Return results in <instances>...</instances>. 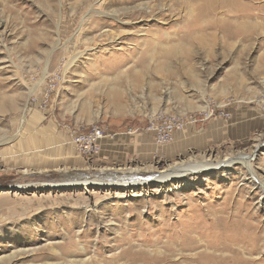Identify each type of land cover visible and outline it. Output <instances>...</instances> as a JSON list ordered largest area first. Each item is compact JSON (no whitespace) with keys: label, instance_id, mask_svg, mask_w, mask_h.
<instances>
[{"label":"rangeland","instance_id":"obj_1","mask_svg":"<svg viewBox=\"0 0 264 264\" xmlns=\"http://www.w3.org/2000/svg\"><path fill=\"white\" fill-rule=\"evenodd\" d=\"M202 1L0 0V264H149L125 255L153 257L148 254L153 245L138 244L132 229L133 212L144 204L148 212L140 219L154 232L149 240L158 242L167 235L157 230L162 213H170L174 223L192 210L187 221L205 226L210 212L223 211L226 218L244 216L264 227V197L241 165L254 155L252 170L264 177V22L257 21L249 39H227L219 27L212 41L207 34L199 44L182 36L190 3ZM237 2L264 12V0ZM57 74L62 81L48 92ZM207 113L212 114L200 121ZM46 114L70 125V139L75 131L103 127L108 134L98 141L99 151L102 140L118 133L109 127L148 134L155 155L105 164L96 158L99 151L83 155L72 144L80 155L76 166L56 164L40 174L12 169V147L18 152L40 147L30 124ZM157 114L197 122L158 145L150 119ZM181 133L188 139L177 148ZM192 138L203 141L193 145ZM225 158L234 160L230 168L187 177L178 190L153 183L136 193L47 188L93 179L150 181L167 168L208 160L215 165ZM15 184L30 188L16 190ZM189 251L169 254L168 262L158 264H195Z\"/></svg>","mask_w":264,"mask_h":264},{"label":"bare ground","instance_id":"obj_2","mask_svg":"<svg viewBox=\"0 0 264 264\" xmlns=\"http://www.w3.org/2000/svg\"><path fill=\"white\" fill-rule=\"evenodd\" d=\"M259 9V7H252L250 3L245 5L238 4L237 0H204L199 4L190 3L187 11L186 29L183 31L184 34L182 37L185 39L193 38L199 42V44L203 45L205 44L207 34L210 36V38L208 37V40L212 41L216 30L219 27H223V33L227 39H249L251 38L253 30L256 29V27L258 28L257 21L264 22V12ZM254 10L258 14L254 13ZM221 11L227 14V19L219 17ZM207 30L213 32L206 33ZM194 78L195 77H193V79ZM242 78L243 77L238 75V80L241 81ZM240 81L239 83H241ZM258 147L259 145L256 144L255 148L258 149ZM253 156L251 155L248 160L241 162V165L249 172L251 178L250 183L252 186L258 190L261 197H264V177L261 179L257 177L250 165V159H253ZM233 163L234 160L225 158L224 161L217 162L215 165L213 163L211 164L209 160L205 162L203 161V163L200 164H182V167H171L161 171L150 181H105L93 179L90 181H75L72 183L66 182L55 186H47V188L83 187L86 189V187L90 186V188H96L99 191L100 189L108 191L109 189L115 190L121 188L125 191L136 193L134 192L135 189L143 188L147 184L153 183L156 184L158 189L169 184L172 185L174 189H177L182 186L181 181L187 177L193 175L196 177V175H204L207 172L214 173V171L221 170L222 168H230ZM14 187L16 190H28V188H30L29 185L20 184H15ZM97 201L98 199H95V202ZM144 203L141 205L143 206ZM145 207L146 205L144 204L140 211L133 210V216L136 218V224L133 225L134 228L132 227V229L136 230L134 233L140 238L137 242L138 244L148 245L151 243L153 245L148 251V254L153 257L149 258L144 254L137 256L131 254L129 251L125 253L127 257L138 258L141 256L140 258L144 259L149 264H158L159 262H168V260L171 259L169 254L174 255L177 251L182 253L183 251L190 250L191 252L194 251L190 259L195 264H264V227L251 222L249 219L246 220L244 216L241 218L237 217L235 219H229L223 216V211L220 213L210 212L208 224L204 226V224H196L187 221V219L193 214L192 210L183 212V214H181L174 223H170V213H162L159 220L157 217V220L160 223V228L157 230L161 231L163 235H167L164 236V240H166L165 242H158V240L156 241L154 239L149 240V238H152L154 232L145 228L144 223H142L140 219V216L146 211ZM102 220L104 219L102 218ZM186 222L188 223V226ZM176 227H179L177 231L174 229ZM144 230L147 231V234L143 233ZM158 245H161V247H158ZM131 247L132 245L129 248L131 249ZM174 257L172 258L176 259V255Z\"/></svg>","mask_w":264,"mask_h":264},{"label":"crops","instance_id":"obj_3","mask_svg":"<svg viewBox=\"0 0 264 264\" xmlns=\"http://www.w3.org/2000/svg\"><path fill=\"white\" fill-rule=\"evenodd\" d=\"M35 119L39 120L38 123L35 125L34 123L30 124V127H36L37 130L34 132H38V134L34 138V141L40 147L28 152H18L19 150L16 147H12L10 167L14 170L26 169L31 174H40L51 170L52 166L56 164H64L66 166L78 165L80 155L74 150L70 142V125L58 122L54 123L55 120L51 114H46L41 118ZM126 129L125 126L116 129L109 127L110 131L118 133L115 137L100 142L99 155L96 157L98 161L105 164L120 165L128 162L130 159H147L155 155L150 135L142 133L127 135ZM182 132L187 133L183 130ZM186 139H188L187 135L182 136V133L179 134L176 137L177 145L175 147L179 148V143L180 146H183V140ZM192 139L193 145L203 141V139ZM34 141L30 140L32 146ZM14 143L16 144V141Z\"/></svg>","mask_w":264,"mask_h":264},{"label":"built area","instance_id":"obj_4","mask_svg":"<svg viewBox=\"0 0 264 264\" xmlns=\"http://www.w3.org/2000/svg\"><path fill=\"white\" fill-rule=\"evenodd\" d=\"M62 81V77L60 75H54L48 81V92H53L59 83ZM48 92L42 95L40 100L45 102L48 99ZM212 113L205 114L203 119L201 118L200 121H206L207 118L211 116ZM191 116V114L189 115ZM151 123L154 124L155 128L151 129L154 137L155 144L164 145L168 143L171 138L172 134L176 131H181L184 128V125L191 122H197L192 117L183 118V116H163L160 114L158 116H151ZM160 121V122H159ZM159 122V123H158ZM108 134L107 131L103 127H90L88 129L82 131H75L74 135L71 139V144H73L79 153L85 155H97L99 148H98V141L104 137V135Z\"/></svg>","mask_w":264,"mask_h":264}]
</instances>
